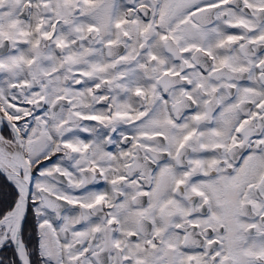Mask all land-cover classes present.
Wrapping results in <instances>:
<instances>
[{
	"label": "snow or ice",
	"instance_id": "snow-or-ice-1",
	"mask_svg": "<svg viewBox=\"0 0 264 264\" xmlns=\"http://www.w3.org/2000/svg\"><path fill=\"white\" fill-rule=\"evenodd\" d=\"M0 264H264V0H0Z\"/></svg>",
	"mask_w": 264,
	"mask_h": 264
}]
</instances>
